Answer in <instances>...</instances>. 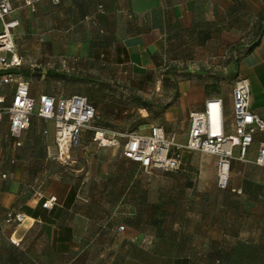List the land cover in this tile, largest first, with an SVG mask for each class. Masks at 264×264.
I'll use <instances>...</instances> for the list:
<instances>
[{"label": "crops", "instance_id": "0c3cea01", "mask_svg": "<svg viewBox=\"0 0 264 264\" xmlns=\"http://www.w3.org/2000/svg\"><path fill=\"white\" fill-rule=\"evenodd\" d=\"M11 1L8 18L19 21L13 35L24 65L65 60L86 70L99 63L101 80L123 81L133 94L154 82L176 96L164 125L178 132L182 124L181 140L189 112L210 96L228 92L232 121L238 76L250 81L251 108L264 117V0H40L35 8ZM175 71L188 74L176 81ZM42 92L31 84L32 95ZM51 126L34 115L22 146L8 125V138L0 137V264H264V166L252 162L264 131L247 160L232 162L230 185L221 190L216 179L190 186L192 174L201 176L193 168L146 170L121 147L99 146L92 130L74 148L71 162L81 173L73 177L53 159L54 137L43 132ZM207 155L206 162L217 160ZM52 195L56 203L43 207ZM9 210L25 221L7 223Z\"/></svg>", "mask_w": 264, "mask_h": 264}, {"label": "built area", "instance_id": "2783aa9c", "mask_svg": "<svg viewBox=\"0 0 264 264\" xmlns=\"http://www.w3.org/2000/svg\"><path fill=\"white\" fill-rule=\"evenodd\" d=\"M38 1L28 0L27 4L35 8ZM12 10L11 0H0V121L6 118L8 133L16 147L23 145V133L36 115L53 123L59 159L68 157L67 151L79 145L84 130H92L93 140L99 146L121 147L125 157L146 170L188 171L192 153L214 155L216 185L221 190L229 187L232 162L247 160L255 134L264 131V117L251 108L252 91L247 78L238 76L232 85V121H227L224 98L210 96L202 109L189 112L185 140L179 138L177 131H167L162 123L151 124L147 133L99 126L94 124L96 106L87 95L55 96L47 92L32 95L31 81L22 71L25 59L18 52L13 35L19 21L8 18ZM43 132L48 134L49 130ZM252 162L264 166V140L259 142ZM56 201L57 197L52 195L42 206L51 208ZM25 219L23 213L7 212L6 222L14 227ZM124 229V224L116 228Z\"/></svg>", "mask_w": 264, "mask_h": 264}, {"label": "rangeland", "instance_id": "374dc122", "mask_svg": "<svg viewBox=\"0 0 264 264\" xmlns=\"http://www.w3.org/2000/svg\"><path fill=\"white\" fill-rule=\"evenodd\" d=\"M18 46V45H17ZM168 62L163 64L162 69L168 70ZM101 65L99 63L86 65V70L83 67L78 68V65L71 63H37L25 62L24 73L28 76L31 84L37 83L42 90L55 96H68L73 93H80L87 95L89 99L94 103L99 115L95 119L94 124L102 125L111 128L123 129V130H148L151 124L162 123L168 126L167 111L171 102L176 100L175 95H167L161 93L155 89L154 82L147 84L146 88L141 92L133 94L128 90V86L123 81L107 82L101 80ZM173 69V66L169 68ZM176 72V81L188 72ZM110 90V91H109ZM225 101V111L227 121L230 116V95L227 91L222 94ZM182 124H177L174 129L178 132ZM185 125V124H184ZM169 127V126H168ZM186 127V126H185ZM7 120L0 121V137H7ZM48 136L54 137V127H48ZM54 160L59 163L62 170L68 175L78 177L80 173L75 172L77 168L76 162H71L73 154H76L75 147L70 148L71 158L59 159L58 149L54 145ZM190 168L193 171L199 173L198 178L195 173L190 176L194 177V180L188 181L192 183L190 186H195L201 181V184L210 186L216 179V160L215 157L206 162L205 157L207 154L192 153L190 156ZM77 155V154H76ZM190 159V157H189ZM69 164H68V163ZM62 163V164H61ZM139 168V167H138ZM189 168V169H190ZM188 169V170H189ZM198 169V170H195ZM162 171H166L161 169ZM187 172V171H186ZM193 173V172H191ZM199 179V180H198ZM167 181L171 182L170 178ZM187 185V184H186ZM168 200V199H167ZM170 201V200H169ZM167 221L173 220L174 208L167 201L166 205ZM108 216H116L113 211L106 209ZM170 224L168 227H172ZM60 260V259H59Z\"/></svg>", "mask_w": 264, "mask_h": 264}, {"label": "trees", "instance_id": "16d2710c", "mask_svg": "<svg viewBox=\"0 0 264 264\" xmlns=\"http://www.w3.org/2000/svg\"><path fill=\"white\" fill-rule=\"evenodd\" d=\"M259 42H260V39H257L248 49H247V52H250L257 44H259ZM24 73V72H23ZM25 74V73H24ZM26 75V74H25ZM27 76V75H26ZM121 130V129H120ZM189 168H190V166H189ZM190 170V169H189ZM188 170V171H189ZM187 171V172H188ZM190 180H192L191 179V177L189 178ZM190 185H192V183L190 182Z\"/></svg>", "mask_w": 264, "mask_h": 264}]
</instances>
